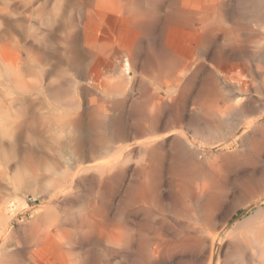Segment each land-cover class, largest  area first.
<instances>
[{
  "label": "bare ground",
  "instance_id": "6f19581e",
  "mask_svg": "<svg viewBox=\"0 0 264 264\" xmlns=\"http://www.w3.org/2000/svg\"><path fill=\"white\" fill-rule=\"evenodd\" d=\"M54 1L55 0H0V64L3 65V67L0 66L2 67V70H0L2 71L0 72V78H10V76L15 77L14 75H12L13 73L11 71L17 70L20 73L21 70L19 69H22L23 66L26 64L25 61L24 65H20V68H17L16 66H18V64H15V60L13 59V57L11 58L10 54L6 52L7 49L10 50V46L12 45L17 46L13 47V49L18 48L19 46L21 48L26 47L23 46V44L26 43L27 39L26 41L23 40L24 43L22 44L21 39L19 38L22 32L24 34L26 33L24 32V30H29V34H33L31 33V31H36L35 35L33 36H35V39L37 40H34L33 37V41H37L35 43L37 47H35L36 45L26 47V51L24 49H21L24 50L23 52H25V55L28 56H26L28 60H30L31 62L34 61L32 63H34V66L36 65V68L38 67V65L43 67L50 64L52 65V63H54L51 61L53 57H59L58 54L53 55V52H48V50H52L51 47H53V45H55L56 43V41L53 42V38H55L53 37V34H57V32L55 33L56 30L54 29L56 28V26L53 28L54 25H51L53 21L50 19V17H53L54 15H51L49 12L50 17H47V15L45 16L49 20H51L50 22L46 20L48 23L43 17V15L46 14L44 13V11H46L47 8H49ZM75 1L76 4L78 2L77 5H79L77 7L82 8L84 5H86L89 8H87V10L85 9L86 7L84 8L85 11H88L86 13V16L88 13H94V10L100 9L106 4H111V6L114 7L116 14L118 13L120 18L122 19V22H125L127 25H129L130 29L134 31L138 37L137 42H133L134 44L130 46V48H128V51L126 52L127 55H131V57L127 56L129 57L128 61L133 60L134 62V64L132 63V65L131 62H129L131 68L132 66H135V57L133 56L136 55L134 54L136 50L143 51L144 47H147L148 49H146L144 56L141 55L140 51H138L140 53V56L143 57L140 59L142 60L141 66H143V68H145L146 70L147 68H150V70H152L154 74L156 73L155 76H157L159 80L164 81V85L166 88V91L164 92L166 93V97H161L159 92L152 93V89L149 90L146 87V89L141 92L140 97H138L136 100L134 98L132 100L133 102L130 100L131 104L130 107L128 106V109L127 105L129 101L128 99L131 97L130 95L128 97L125 94L127 97H124L125 95H123L124 98H117L118 100L110 99L112 101L108 100V98H110L109 93V96L106 93L103 94V92L102 97H96L95 95L92 96L91 94L96 93L98 89H102L101 85H97L93 89L96 92L92 90L93 92L90 95L88 94V96H91L90 107L92 108V111L88 109L87 105L84 106L87 107L89 113L91 112L92 114V124L87 129H85L84 122L82 120L83 118L81 116L78 115L74 117V115L76 114L73 113V116H71L67 121L65 119L68 118L65 117L66 114L65 116L62 115L64 116V118H62L60 116L61 113H57L61 110H65V107L71 106L72 104L80 105V98L83 96L82 95L81 97H79L80 101L73 97L76 100H74L75 102H72V97H70V101L68 99L67 101L65 100L66 98L64 99L63 94V96H61L62 89L60 86L56 85L59 81L64 78L60 79L58 82L55 79L59 78L58 74L60 73L59 70L61 68L59 64H57L56 66V63L57 61H60V58L57 60L56 57L57 61L55 63V69L58 68V65L60 69H58L59 73H57L56 75L54 74L55 78L53 75L54 71L49 70L51 68H48L47 70L43 71L42 67H39L40 69H42V80H40L41 78L36 77L38 74H36L37 72L35 73V70L37 69L34 70V67H30V65L28 64L29 61L27 62L26 68L28 69L29 67V69H31L29 71L27 70V73H24L23 75L21 73L19 74L17 71L14 73L17 74V79H19V82L15 79L18 82L16 84L14 78L12 77L11 80L13 79L12 81H14L16 85H14L13 82H9L13 83L14 86L18 85L17 87L13 86L14 89L11 85V91H16V89L18 88L17 93H19V89L21 90V88L23 87H20V84H26V81H23L25 80L24 77L26 76V74L28 75V77L26 76L27 78L30 77L31 83L33 80L32 78L36 77V80L34 79L33 83L35 81L38 84L41 82L43 83V79L46 78V82H48V87L46 85L45 90L50 96V99L48 98L49 101L43 102V100H41L42 98L39 99L37 95L40 94V89L37 87V84L36 89H39V93H36L35 88L33 87L35 86V84L33 86L26 85L28 86V88L31 86L33 87L34 90H32L33 92L35 91L34 94L39 99L37 101V98L35 97L36 99L34 101V104H31V107V102L29 103V109H31H28V111L32 110L34 114H41L42 116L46 117L47 123H44L46 127V137L47 135H51L52 132L55 129L57 130L58 128L57 126V128H55L56 119L54 120L50 118L54 116L55 113L59 115V117L61 118L60 120L64 119L65 121H67V125L72 127L71 131L73 133V136L70 140L72 144H70L69 142L70 146L66 144L68 141L66 143L64 142L65 140L62 141L60 145L59 142L57 143V141L59 140L57 139L55 142L57 144L55 146L56 148L48 147L45 155V152L43 151V148L45 147L40 148L44 152H41L44 156H40L42 155L40 154V149L38 153V150L35 149L39 147L38 145H42L41 143H43V141H47L45 139L42 140V132L45 130V127L43 126V130L41 129L42 132H40V135L42 137H40V142H42L38 144V142H36V138L38 137H34L35 139L31 138L33 136L31 135V133H28V130L29 128H31L32 124L37 126V124H34V120H29L32 119L31 114V118H27L25 117L26 114L23 116L21 114L24 110L22 111V109L16 108L17 110L19 109V111H22H17V113L21 114V116H16L17 114L15 113L14 109L12 110L14 111V113L11 112L12 115L15 114L11 118V120H14L12 122L10 121V123L8 122L7 124L3 123L5 124V127L2 129L3 131H0V136L4 135L2 132H8V129L6 131L4 129H6L9 125L12 126L8 127H11L13 131H11L13 135H11L12 133H10V139H13V147L11 149L8 147L10 150L9 156H11L12 151V154H14V159L18 160V163L14 162L15 160L13 159L12 162L16 163L17 166L15 164V172H13L14 169L13 171L12 169L10 171L13 172L14 176L16 175V177L14 178L16 182L13 188L11 189V193L8 192L9 194H7L6 197L4 196L2 199V205L0 206V231L3 239L6 237V235H9L10 238L21 235L20 245L18 247L19 250L16 252L15 257L13 258L15 259V262L17 261L16 263H18V261H22L26 256L25 260L27 259L30 262H33L34 264L39 262H41L42 264H264V212H254V214L250 218L245 219V221L243 222L239 220L235 226V230L230 232V229L228 230V224L230 220H232L234 215L238 212V209L234 208L228 213L225 212V209L224 212L227 214L225 215L224 212V214H222L225 197L224 193H226L224 190H228V188L225 189L226 186L224 185L222 178L224 167L220 165L221 161L219 162L220 164L216 162V158L215 161L212 159L213 157L210 158L213 161H211L210 159H208L209 161L205 160L207 156L204 153L207 148L211 149L212 147H214V145L233 147L234 144L238 142V135L244 134L245 136L240 137L241 146L239 147L241 149H244V151H241H243L244 158L247 162L246 164L248 165L249 163L254 167L260 166V176L264 175V34L261 32H264V0ZM59 2L60 1H58V3ZM64 2H66V0ZM63 4H59V6H62ZM70 5L72 7V3ZM69 7L70 6L68 5L67 10L70 13V10L72 9L69 10ZM232 7H234V11ZM61 8H63V6L60 7V9ZM67 10H65L66 13ZM75 11L76 10H74L73 13H75ZM58 13L60 12L58 11ZM62 13L65 12L63 11ZM81 14H84L85 16V13L80 12V15ZM60 16L61 15L57 16V19ZM76 16L77 15H75L74 17L75 19ZM74 18L70 17V19ZM42 19L48 24V26L51 25L47 30L48 33L46 32L47 34L42 31L43 28L47 27V24L45 22H42ZM101 19L102 18H100V20ZM55 20L56 18L54 19V21ZM63 20H65V17ZM35 21H40L41 24L43 23L42 30H40L41 27H38L40 29L35 27V23H33ZM66 21L67 20H65L64 23ZM44 23L46 25H44ZM68 23V26H70L71 24L69 21H67V24ZM96 25L98 24L96 23ZM60 26H63V24L59 25L58 27ZM68 26L63 28L60 27L62 28L60 30L61 32H58L59 34L62 33L61 35L64 36V38L61 39L63 46H65V44L67 43L71 44L72 42H75V39L78 40V38H76L75 36L76 33H79L75 31L77 29ZM73 26L76 27V25L74 24ZM80 26L83 25L80 24ZM85 26L84 28L87 29L88 27L86 28ZM170 26L181 28L184 31V28L189 29L188 31H195L197 33L196 35H198L199 37V47H197L199 49H195L196 53L199 51L200 59L209 58L212 62V64L209 66L205 65L206 63H203L202 65L198 66L197 70L195 69L196 71L193 72L189 80H187V84L190 86L192 82L197 78L201 79L200 88L197 91V94L194 93L196 94V96H193L190 93L192 90L188 92V88L190 87H184L185 85H183V88H180V83L183 81L186 75L189 74L193 69V65L187 63L193 56H190V59L186 62L181 58L182 56H179V54H174L171 51L172 48L171 50L168 48L169 43H167L166 45L164 42V37L167 35L164 36V34ZM122 29L120 28V31ZM171 30L172 28L170 29V31ZM39 35L43 37L39 38ZM192 36H190L189 38H191ZM168 38L169 37H167L166 39ZM173 38L174 37H172L171 39L173 40ZM82 39L84 40V37ZM132 39H134V37ZM178 39H181V36ZM31 40H28L29 43L32 42ZM125 40L127 39L125 38ZM183 40H185L186 42V39H184V37ZM104 41H100L99 43L97 37L94 41V47L98 48L93 47V49L94 51L96 49H99V51L96 53L101 54V57H106L108 50H110L108 48L110 47L109 45L116 46V43L112 44V40H107L108 43L107 41H105L106 43H103ZM89 42H87L86 44H88ZM110 42L111 44H109ZM189 42H191V44L194 43L192 41ZM90 43H92V41ZM182 43H184V41L181 42V45ZM196 43H194V45ZM57 44L61 45L60 41L58 42V39ZM69 44L67 48L69 47ZM86 44L84 45L85 48L87 47ZM119 44L121 43H118L117 45ZM171 44L170 46L173 45ZM58 47L60 48L61 46ZM78 47L80 46H77V49ZM113 48L114 47H111V49ZM190 48L191 47H189L188 50ZM13 49L10 51L14 52V56V54H16L18 50L14 51ZM62 49L64 51L66 47ZM68 49L70 51V48ZM68 49H66L67 52ZM87 49L88 51H91L89 50L91 48ZM87 49L81 51L83 52ZM66 50L64 52H66ZM184 50H186L185 47ZM72 51L73 53L76 52H74V50ZM72 51H70V54ZM5 52L7 53V55L9 54L8 57L10 56V61H6V59L8 58L5 57ZM64 52H62L61 54L62 57L67 56V54L63 56ZM178 52L181 51L179 50ZM77 53L76 55L78 56L79 53ZM82 54L83 53H81L80 55ZM122 54L120 56H122ZM124 55L125 53L123 54V56ZM20 56L21 55H19L18 58ZM82 56L86 55L84 54ZM82 56H78L80 57L78 60H81ZM67 57H69V59H67ZM67 57L65 58V60L67 61V65L64 66H69L70 70L72 67L79 68L81 64L79 65V63L75 62L78 61L77 58H75L74 61L73 59H70V55ZM93 57H96V55ZM187 57H185V60ZM18 58L16 57L17 62ZM85 58L87 57H84V59ZM122 59L123 58H121V60ZM194 59H196V57ZM62 61L58 63L61 64ZM6 62H10L11 65L9 64L8 66V63ZM129 63L122 62L123 66L126 64L125 67H127V64ZM116 64L119 63L116 62ZM87 65L91 66V63L88 64L87 62ZM108 65L109 64H107V66ZM13 66H15L17 69H15ZM89 66L86 67L88 70H86L85 68L86 71H89ZM98 66L99 64L97 65V67ZM9 67H13L14 69L10 70ZM7 68L9 69L8 72H10V76L7 75ZM129 68L130 66H128L124 70L122 68L123 76L120 75L121 78H125L124 75L129 74ZM135 68L137 67L135 66ZM63 69L65 68H62L61 70L63 71ZM83 69L84 65L82 71L86 73V71ZM100 69L103 70L104 68ZM114 69L115 71H117V68ZM31 70H34L33 72L34 74H36V76H34ZM74 70L77 71V68ZM105 70L106 69H104V71ZM71 71L70 74H72ZM152 71H150V73ZM66 72L68 75L69 72ZM106 72H108V69ZM38 73L40 74V71H38ZM113 73L111 76H116L115 74H117V72L115 74ZM141 73L142 72H140V74ZM30 75L33 77L31 78ZM64 75L65 73L62 77H64ZM138 75L139 74H137V76ZM78 76L76 75V77ZM73 77H70L72 78L71 82L74 81ZM132 77L134 76H131V78ZM66 78H69V75ZM80 78H83V76H80ZM157 78L155 77L156 80ZM30 79L26 80L30 81ZM37 79H39V82ZM87 79L85 80L87 81ZM122 79L121 82L123 83ZM68 80L65 82L67 83ZM113 80L114 79H112L113 84L115 82H117L116 84L120 83L119 79H117V81L115 82H113ZM143 80L145 79L143 78ZM152 80H150V83ZM3 81L4 83L6 82L5 80ZM55 81L57 84H55ZM62 81L60 82L61 84L63 83ZM76 82L78 83V81ZM124 82H126V80ZM156 82H158V80ZM10 83L6 84L10 85ZM107 83L109 86L110 83ZM1 84L2 83H0V85ZM27 84H29V82ZM74 84L76 85L75 82ZM145 84L143 86H147ZM111 85L110 88L107 87L109 88V90L113 88L111 87ZM122 85L120 84V86L117 87L115 85L113 89L116 90V88L119 87L118 89L122 90L121 86L124 88L125 84ZM64 86H62V88H64ZM68 86H70V84ZM73 87L75 86L72 85V87L68 88L66 86L67 89ZM8 88H6V90ZM81 89L80 91L82 93ZM87 89L88 88H86V90ZM24 90H21L20 93L25 92ZM32 90L30 92H32ZM109 90L107 91L109 92ZM115 90L113 93L114 95L116 94ZM155 90L156 89H154L153 91ZM126 91L127 90L125 89V92ZM87 93H90V91H87ZM6 94L4 93V95ZM29 94L31 95V93ZM138 94L137 96H139ZM0 95H3L1 93V90ZM4 95L3 98L5 97L6 99H9L7 100V102L3 103V99L1 100L0 98V109H2V111H0V113L2 112L0 116L4 115V118L0 117V119L2 118L1 120L6 119L5 114H3V108L7 106V109H9V114L11 107L13 109V106L16 103L17 104L15 106H17V101L20 100L18 97H16V99H12L13 94L11 95V99L9 95L8 98L7 95ZM85 95L87 96V94ZM105 95H107V98ZM39 96L42 97V95ZM68 96H70V94L66 97ZM116 96L119 97V95ZM121 96L122 95H120V97ZM33 97H31V101L34 99ZM22 98L24 99V95L22 96ZM23 101L25 100L19 102ZM26 103H28V100L27 102H25V104ZM25 104L23 105V107L21 106L22 104L19 103V106L27 110L26 108H28V105L27 107H25ZM78 105H75L77 109L81 107L80 106L78 108ZM68 110L69 109H67V111ZM70 110L72 109L70 108ZM4 113H6L5 109ZM26 113L28 114L29 112ZM6 116L9 117V119L11 117V115ZM14 116H16V118H13ZM39 117L37 120H42V118L40 117V119ZM34 118L36 120L37 117L34 116ZM207 118L210 119L207 120ZM7 119L4 120V122L9 121ZM60 122L58 123L57 121L58 124H60ZM63 123L65 124V122ZM6 125L8 126L6 127ZM215 125L217 126V128H215ZM36 126L35 129L38 127ZM60 127L63 126L59 125V129L62 130L60 132H63L65 127L63 129H61ZM36 130L38 131L39 129L37 128ZM47 132H49V134H47ZM55 133L53 132V134ZM61 135L64 134L62 133ZM169 136H171V138H167ZM58 137L60 138L61 136L58 135ZM50 139H52V137ZM196 139H203L205 140V142L206 140L208 142H211L212 140L215 141L214 143H210L208 145V142L196 143ZM35 142L38 146H35L36 148L34 147ZM63 143L69 146L68 148L66 147L67 151L63 150L65 148V144L63 146ZM51 145L52 144L50 143V146ZM4 146H6V144L4 145L3 141H1L0 152L3 154L5 153ZM9 146L11 147V145ZM8 148L6 152H9ZM239 152H237V154ZM5 155H7L8 157V153H5L4 156ZM39 159H42L45 162L44 167L42 166L43 161L41 160V162H38L41 163L39 165L43 168L40 167L35 169L36 166H34V164H36V160ZM6 160L7 159H5V162H8V160ZM234 160H236V158ZM0 161L2 162L4 160ZM11 165L12 166L9 167L14 168V165L12 163ZM6 166L7 164L5 165V169H7ZM26 166H28L29 168L31 167L33 169L28 168L30 171L25 170L28 172L22 171L24 168L26 169ZM22 167L24 168L21 170ZM257 169L260 170L259 168ZM4 170H0L1 172H3L1 173L3 176ZM231 170L232 169H230V171ZM13 174H11V178L13 177ZM5 175L8 176L9 174L5 173ZM242 177L244 176L242 175ZM247 177H249L248 173ZM8 178H10V176H8ZM261 178L264 179L263 176ZM242 179L243 178H241V180ZM245 181L243 180L241 182L243 183ZM38 182H41V186L43 184L44 190L37 192L38 189H36L33 193H31V190H33V184L37 186L36 183ZM229 182H234V179L233 181ZM259 183L261 184L262 182ZM228 184L227 187L232 186V184H230L229 186ZM256 184L260 185L258 184V182H256ZM248 185H251V183ZM263 185L264 182L261 186ZM238 186L240 189V185ZM261 186H259V188H261ZM248 187L245 190L254 188L251 186V188ZM259 188L257 187L258 191L260 190ZM245 190L242 191V194L243 192H246ZM262 190L263 187L261 188V191ZM20 191H22V193L30 191V197L34 200H41L42 206L40 207V213L33 216L28 221L25 219L27 222H22L18 227L15 228L14 223L19 218V216L12 210V207H10L8 204L11 203L14 198L19 196L18 194ZM236 193L237 195L240 194V192ZM250 193L252 194V192ZM255 193L257 194L258 192H256L255 190ZM259 194L260 193H258V195ZM247 195L248 194H246V196ZM246 199L247 198H245V202L247 201ZM250 199H252V197H250ZM228 200L229 199H227V201ZM27 202H24L23 205H21L22 208H26V206L28 205ZM230 203L232 204L233 202ZM258 204H260L259 201L256 203V205ZM21 206L19 202L18 207L21 208ZM8 207L10 208L9 213H7L9 209ZM16 211L20 212V210ZM231 229L233 230L234 226ZM227 231H229L230 233ZM250 246L252 247L251 251L253 252H250ZM8 258L11 261L13 260L9 256Z\"/></svg>",
  "mask_w": 264,
  "mask_h": 264
},
{
  "label": "rangeland",
  "instance_id": "374dc122",
  "mask_svg": "<svg viewBox=\"0 0 264 264\" xmlns=\"http://www.w3.org/2000/svg\"><path fill=\"white\" fill-rule=\"evenodd\" d=\"M58 1H60L59 3H58ZM65 0H57V3H56V0L53 2V4L51 5V6H54V7H49V8H47V12L46 11H44V13H46L45 15H43V17H44V19H45V21L47 20V21H53L52 22V26H53V28L56 26V28H54L56 31H55V33L57 32V34H53V37H55L56 38V35H57V38H56V40H55V38H53L54 40H53V42L54 41H56V43H55V45H53V47H55V48H53V47H51L52 48V50H48V52L50 51V53H52L53 55L54 54H58V56L59 57H57V56H55V58L53 57V59L51 60L52 62H54V63H52V65L50 64V65H47V66H39L38 65V67L36 68L33 64L34 63H32V62H34V61H30V60H28V56L27 55H25V52H23L25 49H26V47H30V46H35L36 44V42H34L33 41V37H34V40H37V39H35V36H33V35H35V32L34 31H31V33H33V34H29V30L28 31H26V30H24V32H26L25 34L22 32V34L20 35V39H21V42H22V44L24 43V41H26V39H27V41H26V43H24L23 44V46H26L25 48H21L20 46L18 47V48H20V49H18V48H14L13 49V47H17V46H10L11 48H10V50H14V51H17L16 52V54H14V56H13V53L14 52H11L9 49H7V51L6 52H8L9 54H10V56H11V58L13 57V59L15 60H13L14 62H15V64H18V66H16L17 68H20V65H24L25 63V61H26V64L24 65L25 66V68H26V66H27V62L29 61V62H31V63H29L28 62V64L30 65V67H34V70L35 69H37L38 70V68L40 67H42V69H43V71L44 70H47L48 68H51V69H49V70H53L54 72H53V75L55 74H57V73H59V71H60V73L58 74V76H59V78H55V75H54V78L56 79V81L58 82L60 79H62V78H64V79H62V80H64V81H62L63 83L61 84L60 82L61 81H59L58 82V84L56 83V81H55V84H57L56 86H60L61 87V89H62V93H61V96H63L64 97V99L65 100H69L70 101V97H72V102H75L76 100L75 99H78V101H80V99H81V101H80V103L82 104H80V105H78V104H72L71 106H68V107H65L64 109L65 110H61L60 112H57L58 114L59 113H61L60 114V116L62 117V118H64V116H65V114H66V116L65 117H68V118H65L67 121H68V119L71 117V116H73V113H75L76 115H74V117L75 116H81L83 119V122H84V128L85 129H87L91 124H92V114H91V112L89 113V110L90 111H92V108L90 107V99H91V96H88V94L90 95L93 91L94 92H96L95 90H93L94 89V87H96L97 85H101L102 86V89H98V90H100V91H98L97 89V94L96 93H93V94H91L92 96H96V97H102V95L103 94H107L108 95V93H109V97L110 98H108V100L109 101H112V100H118V99H121V98H124V97H129V95L131 96L128 100V105H127V107L129 106L130 107V104H131V101L135 98V100L138 98V97H140V94H141V92H143L145 89H146V87H147V89H149V90H151L152 89V93H157V92H159L160 93V96L161 97H166V93L164 92V91H166V88H165V85H164V81H162V80H159L158 78H157V76H155L156 75V73L154 74L153 73V71L152 70H150V68H147V70L145 69V68H143V66H141L142 65V60H140L141 58H143L142 56H140V53H141V55H143L144 56V54H145V52H146V49H148L147 47H144V50L143 51H141V50H138V51H140V53L136 50V52L134 53V54H136V55H134L133 57H135L134 58V60H135V66L137 67V68H135V66H132V68H131V65H132V63L134 64V62H133V60L132 59H129V60H132V61H128V58L129 57H131V55L129 56V55H127L126 54V52L128 51L127 49L128 48H130V46H132L134 43H136L137 42V40H138V37H137V35H136V33L134 32V31H132L131 29H130V27H129V25H127L125 22L123 23L122 22V19L120 18V16L118 15V13L116 14V12H115V9H114V7L113 6H111V4H106V5H104L103 7H101L100 9H96V10H94L95 12L94 13H96V14H94V13H91L90 12V14L88 13L87 14V16H86V13L88 12V11H85L84 10V8L87 10V6L86 5H82L83 7L82 8H79V7H77V6H79V5H77L78 4V2H77V4H76V1L75 0H66V2H64ZM74 1H75V3H74ZM70 2V3H69ZM64 3V4H63ZM72 3V7H71V4ZM232 3V2H231ZM59 4H63L62 6H63V8H61L60 9V7H62L61 5L59 6ZM68 5L70 6L69 7V10L70 9H72V10H70V13H69V11L67 10L68 9ZM58 6V7H57ZM56 7V8H55ZM67 7V8H66ZM76 7V8H75ZM81 7V6H80ZM54 8V9H53ZM233 8V11H234V7H232ZM67 10V13H66V11L65 10ZM76 10L75 11V13H73L74 12V10ZM89 9V8H88ZM92 9H94V8H92ZM66 13H62L63 11ZM78 10V11H77ZM103 10V11H102ZM58 11L60 12V13H58ZM83 11V12H82ZM105 11H106V13H105ZM49 12H50V14L52 15H54L53 17L51 16H49L50 14H49ZM71 12H72V14H71ZM80 12L81 13H85V16H84V14H81L80 15ZM108 12V13H107ZM43 13V14H44ZM105 14V16H104V14ZM57 14H59V15H61L60 17H58V19H57V16H59V15H57ZM63 14H65V15H63ZM91 14H93V15H95V16H93V15H91ZM107 14V15H106ZM47 15V17L49 16L50 17V19L51 20H49L47 17H45ZM75 15H77L76 16V19L74 18L75 17ZM93 17V19H92V17ZM101 15V16H100ZM67 16V17H66ZM69 16V17H68ZM79 16H81V17H79ZM83 16V17H82ZM42 17V18H43ZM63 17V18H62ZM64 17H65V20H67V21H69L70 22V26H68L69 25V23L67 24V21L64 23V21L65 20H63L64 19ZM70 17H72V18H74V19H70ZM79 17V18H78ZM86 17V18H85ZM89 17V18H88ZM105 17V18H104ZM47 18V19H46ZM53 18V19H52ZM56 18V20L54 21V19ZM60 18V19H59ZM69 18V19H68ZM84 18V19H83ZM88 18V19H87ZM100 18H102L103 19V21H102V19L100 20ZM62 19V20H61ZM90 19V20H89ZM58 20V21H57ZM71 20V21H70ZM75 22H73V21ZM76 20V21H75ZM81 20H82V23H81ZM85 22H84V21ZM98 22H97V21ZM101 22H100V21ZM45 21H43V19H42V22H45ZM46 21V22H47ZM59 23H57V22ZM62 21H63V23H62ZM93 21H94V25H93ZM45 22V23H46ZM56 22V23H55ZM72 22V23H71ZM79 22V23H78ZM117 22V23H116ZM33 23H35V27H41V29L40 28H38V29H40V30H42V24H41V22L40 21H35V22H33ZM44 23V25H46ZM79 25H77V24ZM96 23L98 24V25H96ZM120 23V24H119ZM38 24V25H37ZM55 24H58V25H55ZM63 24V26H60V27H74V29H77V30H75L76 32H79V33H76L75 34V36H76V38H78V40L77 39H75L76 41L75 42H72L71 44H73V45H71V44H69V43H67V44H65V46H63V44H62V41H61V39H63L64 38V36H62L61 34H59L61 31V29L62 28H60V27H58L59 25H62ZM67 26H66V25ZM73 24L74 25H76V27L75 26H73ZM80 24L81 25H83V26H80ZM87 25V26H85V25ZM37 25V26H36ZM51 25H49V26H51ZM117 25V26H116ZM120 25H121V27H120ZM47 27H45V26H43V27H45V28H43V30L42 31H44L45 32V34H47L48 32H47V30H48V28H49V26H48V24L46 25ZM84 26L87 28V29H85L84 28ZM90 26V27H89ZM98 26V27H97ZM79 27V28H78ZM81 27V28H80ZM83 27V28H82ZM93 27V28H92ZM98 29H97V28ZM100 27V28H99ZM122 29L121 31H120V28ZM128 27V28H127ZM59 28V29H58ZM91 30H90V29ZM95 28V29H94ZM107 28V29H106ZM168 28V27H167ZM172 28V30L170 31V29ZM74 29H73V31H74ZM78 29H79V31H78ZM89 29V30H88ZM94 29V30H93ZM97 29V30H96ZM100 29V30H99ZM169 29V30H168ZM167 30H168V32H167V30L165 31V34H164V36L165 35H167V36H165L164 38V42H165V44L167 45V43H169L168 45V48L171 50V48H172V52L174 53V54H179V56H182L181 58L184 60V61H188L189 59H190V56L192 57L187 63L188 64H191V65H193V69H192V71L189 73V74H187L186 75V77L183 79V81L180 83V88L182 87L183 88V85H185L184 87H190V88H188V92H190L191 90V94L193 95V96H196V94H197V91L199 90V88H200V84H201V79L200 78H197L196 80H194L193 82H192V84H193V86H192V84L189 86L188 84H187V80H189V78H190V76L193 74V72H195L196 70H197V67L198 66H200V65H202L203 63L205 64V65H207V66H209V65H211L212 64V62H211V60L208 58H206V59H200V57H199V51L196 53V51H195V49L197 50V49H199V48H197V47H199V37H198V35H196L197 33L195 32V31H188L189 29H186V28H184L185 29V31L183 30V29H181V28H176V27H174V26H170L169 28H168ZM180 29H181V32H180ZM39 30V31H40ZM93 30V31H92ZM124 30H125V33H124ZM176 32H175V31ZM97 31V32H96ZM99 31V32H98ZM131 31V32H130ZM173 31V32H172ZM47 32V33H46ZM59 32V33H58ZM87 32V33H86ZM89 32V33H88ZM116 32H117V34H116ZM119 32V33H118ZM123 32V33H122ZM263 34H264V32L263 31H261ZM75 33V32H74ZM84 33V34H83ZM127 33V34H126ZM133 33V34H132ZM135 33V34H134ZM185 33V34H184ZM189 33V34H188ZM27 34V35H26ZM59 34V35H58ZM79 34V35H78ZM83 34V35H82ZM88 34V35H87ZM89 34H91V35H89ZM94 34V35H93ZM98 34V35H97ZM120 34V35H119ZM121 34H122V36H121ZM124 34V35H123ZM132 34V35H131ZM24 37H23V36ZM30 35V36H29ZM38 35V34H37ZM55 35V36H54ZM79 37H78V36ZM87 35V36H86ZM171 35V36H170ZM174 35V36H173ZM177 35H178V38L181 36V39H178L177 38ZM187 35H188V37H187ZM193 35V36H192ZM30 38H29V37ZM32 36V37H31ZM60 36V37H59ZM82 36V37H81ZM190 36H192L191 38H189ZM26 37V38H25ZM28 37V38H27ZM39 38H41V37H43V36H38ZM84 37V40L82 39ZM94 37V38H93ZM96 37H97V40L99 41V43H100V41L102 42V41H111L112 42V44L113 43H116L115 45L116 46H114V45H109L110 47H108L110 50H108V53H107V55H106V57L105 56H102L101 57V54H98V53H96V52H98L99 51V49H96L95 51H94V49H93V47L95 46L94 45V41H95V39H96ZM117 37H118V40H117ZM127 39V40H125V38ZM131 39H130V38ZM134 37V39H132ZM167 37H169L168 39H166ZM172 37H174L173 38V40L171 39ZM183 37H184V39H186V42H185V40H183ZM186 37V38H185ZM193 37H197L196 39L195 38H193ZM31 38H32V40H31ZM80 38V39H79ZM89 38H90V42L92 41V43H93V45H92V43H90L89 42ZM94 39V40H92V39ZM122 38V39H121ZM31 40L33 43H34V45H33V43L32 42H30L29 43V41L28 40ZM57 39H58V42L60 41V44L61 45H59V44H57ZM60 39V40H59ZM73 39H74V37H73ZM81 39H82V41H81ZM191 39V40H190ZM24 40V41H23ZM121 40H123V41H121ZM178 40H179V42H178ZM192 41V42H194L195 40H197V41H195L194 43H196L195 45H194V43H192L191 44V42H189V41ZM194 40V41H193ZM89 42L88 44H89V46H88V44H86L87 42ZM103 42V43H106V42ZM108 41H107V43H108ZM114 41V42H113ZM118 41V42H117ZM128 41V42H127ZM171 41V42H170ZM184 41V43H182V45H181V42H183ZM70 42V41H69ZM78 42H82V43H78ZM111 42L109 43V44H111ZM134 42V43H133ZM177 42H178V44H177ZM76 43H78V44H76ZM118 43H121V44H119V45H121V46H119V45H117ZM173 45H172V44ZM190 43V44H189ZM31 44V45H30ZM56 44H57V46H56ZM68 44H69V47L68 48H70V51H72V50H74V52L75 53H73V51L71 52V54H70V51H69V49L67 48V46H68ZM76 44V45H75ZM86 44V48H85V45ZM170 44L172 45V46H170ZM187 44H189V45H187ZM70 45H71V47H70ZM76 47H75V46ZM83 45V46H82ZM124 45V46H123ZM58 46H61L62 48H65L66 47V49H68V52H69V54H68V52H67V50L66 49H64V51L66 50V52H64L63 51V49L60 47H58ZM74 46V47H73ZM77 46H80V47H78V49H77ZM119 46V47H118ZM193 46V47H192ZM35 47H37V45L35 46ZM57 47V48H56ZM74 49H73V48ZM85 49H87V48H91V49H89V50H91V51H88V49L86 50V51H81V50H85ZM111 47H114L113 49H111ZM119 49H118V48ZM175 47V48H174ZM179 49H178V48ZM181 47H183V48H181ZM184 47H185V49L186 50H184ZM189 47H191L189 50H188V48ZM51 48H49V49H51ZM60 50H59V49ZM81 48H83V49H81ZM94 48H98V47H94ZM124 48V49H123ZM21 49H24V50H21ZM55 49H57V50H55ZM62 49V50H61ZM72 49V50H71ZM76 49V50H75ZM121 49V50H120ZM174 49V50H173ZM19 50H20V52H19ZM79 50V51H78ZM93 50V51H92ZM113 50V51H112ZM181 51V52H178V51ZM26 51V50H25ZM64 52L63 53V56L64 55H66L67 54V56H69L70 55V59H73L74 61H75V58H77V60L80 58V57H78V56H82V55H86V56H82L81 58L83 59H81V60H78V61H80V62H78V61H75L76 63H79V68L78 67H72L71 68V70H70V67L69 66H64V65H67V61L65 60V58L67 57V56H64V57H62V52ZM81 51V52H80ZM125 51V52H124ZM189 51V52H188ZM5 52V57H7L8 59H6V61H10L9 60V58H10V56L8 57V55H7V53ZM55 52V53H54ZM79 54H78V53ZM93 52V53H92ZM96 54H95V53ZM139 54H138V53ZM194 52V53H193ZM12 53V54H11ZM76 53L78 54V56L76 55ZM81 53H83L82 55H80ZM125 53V55L123 56V54ZM184 53V54H183ZM189 53H191V54H189ZM73 54V55H72ZM122 54V56H120ZM137 54H138V58H137ZM188 54V55H187ZM19 55H21L19 58H18V56ZM96 55V57H93V56H95ZM185 55H187V56H185ZM18 58V62H17V59H16V57ZM27 56V57H26ZM72 56V57H71ZM73 56H77V57H73ZM92 56V57H91ZM115 57V59H114V57ZM127 56H129V57H127ZM183 56H185V57H187L186 58V60H185V57H183ZM56 57H57V60L59 59L60 61H62V63L60 64V63H58V62H60V61H57L56 60ZM84 57H87V58H85L84 59ZM113 57V58H112ZM117 57V58H116ZM127 57V58H126ZM196 57V59H194ZM90 58H91V60H90ZM106 58V59H105ZM121 58H126L127 59V61H126V59H122L121 60ZM62 59V60H61ZM67 59H69V57H67ZM87 59H89V60H87ZM93 59H94V61H93ZM137 59V60H136ZM199 59V60H198ZM21 62H20V61ZM24 60V61H23ZM99 61V63H98V61ZM194 60V61H193ZM196 60V61H195ZM56 61H57V63H56ZM66 61V62H65ZM85 61H87L88 62V64H90L91 63V66H89V65H87V62H85ZM91 61H93V62H91ZM202 61V62H201ZM12 62V61H11ZM17 62V63H16ZM23 62V63H22ZM66 64H65V63ZM82 62V63H81ZM107 62V63H106ZM116 62H118L119 64H116ZM122 62H127V63H129V62H131V65H130V63L129 64H127V67L128 66H130V68H129V74H126V75H124L125 76V78L124 77H122L121 78V76H123V73H122V71L124 70V69H126L127 67H125L126 66V64L123 66V64H122ZM137 62H139V63H137ZM192 62V63H191ZM196 62H197V65H196ZM6 63H8V62H6ZM55 63H56V66H57V64H59L60 65V68L62 69V68H65V69H63V71L59 68V65H58V68L57 69H55ZM99 64V66L97 67V65ZM210 63V64H209ZM9 64L11 65V63L9 62L7 65L9 66ZM12 64H13V62H12ZM35 64H36V62H35ZM63 64V65H62ZM84 65V69L83 70H85V68L86 67H88L89 66V71L91 72H89V71H86V70H88L87 68H86V73L85 72H83L82 71V68H83V65ZM86 64V65H85ZM107 64H109L108 66H107ZM140 64V65H139ZM14 65V64H13ZM28 65V66H29ZM194 65H195V67H194ZM0 66H2L3 67V65L2 64H0ZM24 66H23V68L22 69H19V70H21V74L23 75L24 73H27L26 71L28 70H30L29 69V67H28V69L26 68V70H25V68H24ZM61 66H64V67H61ZM107 66V67H106ZM2 67H0V70H2ZM11 67V66H10ZM9 67V69L10 70H13L14 68L15 69H17L15 66H13L12 68H10ZM47 67V68H46ZM53 67V68H52ZM66 67H69V68H66ZM120 67H121V69H120ZM134 67V68H133ZM39 68V70L38 71H40V74L38 73V71L37 70H35V73L36 74H38L37 76H36V74H34V70H31L32 71V73L34 74V76H36V77H38V78H41L40 80H42V69H40ZM77 68V71L76 70H74V69H76ZM81 68V69H80ZM100 68H104V69H106L105 71H104V69L103 70H101ZM109 68H111V69H109ZM114 68H117L116 70L117 71H115V69ZM122 68H123V70H122ZM8 69V68H7ZM9 69L7 70V75H9L10 76V72H8L9 71ZM23 69H24V71H23ZM58 69H60L59 71H58ZM78 69H79V71H78ZM107 69H108V72H106L107 71ZM120 69V70H119ZM137 69V70H136ZM142 69V70H141ZM196 69V70H195ZM48 70V71H49ZM57 70V71H56ZM112 70V71H111ZM17 71V70H16ZM15 70H13V71H11L13 74L12 75H14L15 77H13V76H10V78H8V77H1L0 78V83H2V84H4V85H0V90H1V93L4 95V93L7 95V98L10 96V99L12 98V99H16V97H18L20 100H18L17 102H18V105L17 106H19V103L20 104H22L21 106H23L24 104H25V102H27V100H28V103H26L25 105V107H27V105H28V108H26L27 110H25L24 108H21L20 106L19 107H17V106H13V109H12V107H11V109H10V113L8 114V110L9 109H7V106L5 107V108H3V114H5V117H6V119L7 120H9V121H5L4 122V120H6V119H3V120H1L0 119V123L2 124H0V126L2 127H0V131H3L2 129L5 127V124H7L8 122L10 123V121L12 122L14 119H12L11 120V118H12V116L13 115H15V114H13L12 115V113L11 112H13L14 113V111H15V113L17 114L16 116H21V114H22V116L23 115H25L26 114V116L25 117H27V118H31V115H32V119H29V120H34V124H37V126L36 125H33L32 124V126H31V128H29V134L31 133V135L33 136V137H31V135H30V137L31 138H34V137H38V138H36V142H38V144H40L41 142H40V137H42V140H47V141H43V143L44 144H46V145H44L43 143H41L42 145H38L37 146V143L35 142V145H34V147L36 146V147H38L37 149H35V150H38L37 151V153L39 152V149L40 148H43V147H45V148H43V151L45 152H43L42 151V149H40V154H42V153H44V155L46 154V152H47V148L48 147H54V148H56L55 146L57 145L55 142H56V140L57 139H59L58 141H57V143L59 142L60 143V145H61V143H62V141H64L67 145H69L70 146V144H72L71 142H70V140H71V137L73 136V133H72V127H70L69 125H67V121H65L64 119V121L63 120H60L61 118L59 117V115L57 114V113H55V115L54 116H52V117H50L51 119H56L55 121H56V124H55V128H57V130L55 129L53 132L55 133V131H56V133L55 134H53V132H52V134H53V136H52V134L51 135H47V137H46V135H45V133H46V127H45V125H44V123H47V119H46V117H44V116H42L41 114H34L33 113V111L31 110V111H28V109H29V103H30V107L32 106L31 104H34V101H35V99L38 101L39 99H41V100H43V102H46V101H49V99H50V96H49V94H48V92L45 90L46 89V85H47V87H48V82H46L47 80H46V78L45 79H43V83L41 82V83H37V82H35L34 81V83H33V80L35 79L36 80V77L35 78H32L33 76H31V78L33 79L32 80V83H31V79H30V77L29 78H27L28 77V75L26 74V76L24 77L25 78V80H23L24 82L26 81V84L24 85L23 83H22V85L20 84V87L21 86H23L22 88H24V86H25V90L24 89H22L21 88V90L23 91H25L26 92V90H27V92H28V94H27V92L25 93V92H22V93H20L21 92V90L19 89V93H17V91H18V88L16 89V91L14 90H12L11 91V89L13 88L14 89V87H17V86H14V85H16L18 82H19V79H17V74H14L15 72H16ZM62 71V72H61ZM66 71H68L69 72V78H66V77H68V75H67V72ZM70 71L72 72V74H73V76H72V74H70ZM74 71V72H73ZM77 73H76V72ZM80 71H81V74H80ZM115 71V72H114ZM146 71V72H145ZM150 71H152L151 73H150ZM0 72H2V71H0ZM18 73H19V71H17ZM111 72V73H110ZM114 72V73H113ZM117 72V74H118V76H117V74H115ZM135 74H134V73ZM139 72V73H138ZM140 72H142L141 74H140ZM143 72H145L147 75H148V77H147V75L145 74V73H143ZM19 73V74H20ZM61 73H65V75H64V77H62L63 76V74H61ZM74 73H76V74H74ZM84 73V74H83ZM88 73H89V76H88ZM112 73L113 74H115L116 76H111L112 75ZM32 74V75H33ZM87 74V75H86ZM133 74V75H132ZM137 74H139L138 76H137ZM6 75V76H7ZM67 75V76H66ZM76 75L78 76V77H76ZM85 75V76H84ZM90 75H91V77H90ZM110 75V76H109ZM121 75V76H120ZM129 77H128V76ZM146 75V76H145ZM57 76V77H58ZM80 76L82 77L83 76V78H80ZM119 76H120V78L122 79V81H123V83L121 82V79L119 78ZM131 76H134V77H132L131 78ZM143 76H145V77H143ZM149 76H150V78H149ZM11 77L12 78H14V81L16 82V84H15V82L14 81H12L11 80ZM70 77H73V82H71V79L72 78H70ZM86 77V78H85ZM89 77H90V79H89ZM110 77V78H109ZM136 77V78H135ZM155 77L157 78V80H158V82H156L157 80L155 79ZM6 78H7V80H6ZM76 78V79H75ZM87 79V81L85 80V79ZM107 78H108V81H107ZM130 78V79H129ZM140 78H142V79H140ZM143 78L146 80L147 78V80L145 81V80H143ZM152 78H153V80H152ZM188 78V79H187ZM18 81H16V80ZM26 79H30V81H28V80H26ZM58 79V80H57ZM68 79H70V80H68V85L70 84V86H68L67 85V83L65 82V81H67ZM79 79V80H78ZM110 79H111V82H110ZM112 79H114L113 80V82H115V81H117V79H119L118 81L120 82V83H118V84H116L117 82H115L114 84L116 85V87L117 86H120V84L122 85V84H125V86H124V88L127 90L126 92H125V89L121 86V88H122V90L120 91L118 88H116V90L115 89H113L114 87H115V85L112 83ZM126 80V82H124L125 80ZM135 79V80H134ZM1 80H2V82H1ZM3 80H5L6 82L4 83V81ZM38 80V82H39V79H37ZM45 80V81H44ZM86 81V82H84V81ZM150 80H152L151 81V83H150ZM184 80H185V82H184ZM200 80V81H199ZM13 82L14 83V85H13V83H10V82ZM76 81H78V83L76 82ZM83 81V82H82ZM109 82L110 84H109V86H108V83L107 82ZM136 83H135V82ZM140 81V82H139ZM146 82V84H145V82ZM155 81V82H154ZM29 82V84H27ZM70 82V83H69ZM74 82L76 83V85L74 84ZM80 82V83H79ZM127 82H129V83H127ZM6 83H10V85H8V84H6ZM64 83H66V84H64ZM73 83V84H72ZM89 83V84H88ZM106 83V84H105ZM130 83H132V84H130ZM137 83H139V84H137ZM142 83V84H141ZM149 83V84H148ZM153 83V84H152ZM156 83H157V85H156ZM195 83V84H194ZM197 83V84H196ZM199 83V84H198ZM35 84V86H33ZM36 84L38 85L37 87L40 89H36L37 87H36ZM65 86H64V85ZM73 86H75V87H73V88H70V89H67L68 87H72V85ZM86 86H84V85ZM92 84H93V86H92ZM111 84H113V85H111ZM126 84H127V86H126ZM147 85V86H143V85ZM151 84V85H150ZM6 85H8V86H6ZM11 85H12V88H11ZM26 85H32L34 88H35V91H36V93H39L40 92V94L39 95H42V97H40L39 95H37L38 97H39V99H38V97L37 96H35V91L33 92V87L31 86V87H29L28 88V86H26ZM43 85V86H42ZM45 85V86H44ZM81 85H83V86H81ZM89 85V86H88ZM110 85H111V87H113V88H111L110 90H109V88H110ZM130 85V86H129ZM182 85V86H181ZM196 85V86H195ZM198 85V86H197ZM2 86H4L5 87V90H6V88H8L7 90H6V92H5V90H4V87H2ZM14 86V87H13ZM40 86H41V88H40ZM62 86H64V88H62ZM66 86H67V88H66ZM77 86V87H76ZM106 86V87H105ZM162 86V87H161ZM27 87V88H26ZM45 87V88H44ZM83 87V88H82ZM107 87H109V88H107ZM1 88H3V89H1ZM31 88V89H30ZM66 88V89H65ZM75 88V89H74ZM82 88V89H81ZM86 88H88L87 90H86ZM128 88V89H127ZM130 88V89H129ZM156 89L155 91H153L154 89ZM157 88H160V89H157ZM181 88V89H182ZM196 88V89H195ZM198 88V89H197ZM29 89H30V91L32 90V92H30L29 91ZM80 89L82 90V93H81V91H80ZM91 89V90H90ZM109 90V92L107 91V90ZM113 89V90H112ZM162 89V90H161ZM4 91V93H3V91ZM38 90H39V92H38ZM70 90H72V91H70ZM76 90H78L79 91V93H78V91H76ZM93 90V91H92ZM113 92H112V91ZM114 90L116 91L115 93V95L113 94L114 93ZM135 90V91H134ZM158 90H160V91H158ZM10 91V92H9ZM47 93H45V92ZM87 91L89 92L90 91V93H87ZM129 91H131V92H129ZM12 92H15V93H12ZM71 92V93H70ZM76 92H77V95H76ZM101 92V93H100ZM102 92H103V94H102ZM110 92H112V93H110ZM125 92V93H124ZM128 92V93H127ZM193 92V93H192ZM9 93V94H8ZM13 95H12V94ZM29 93H31V95L29 94ZM68 93V94H67ZM81 93V94H80ZM117 93H119V94H117ZM133 93V94H132ZM135 93H139L138 95L139 96H137V94H135ZM194 93H196V94H194ZM16 94V95H15ZM20 94V95H19ZM27 96H26V95ZM33 94V95H32ZM63 94V95H62ZM69 95L70 94V96H68V97H66L67 95ZM85 94H87V96L85 95ZM112 94V95H111ZM127 96H126V95ZM134 94H135V96H134ZM3 95L1 96L0 95V98H1V100L3 101V103L4 102H7V100L9 99H6L5 97L3 98ZM6 95H4V96H6ZM9 95V96H8ZM11 95H12V97H11ZM17 95H19V96H17ZM24 95V99L22 98V96ZM71 95H73V96H71ZM75 95H76V97H75ZM83 95V96H82ZM107 95H105L106 96V98H107ZM116 95H119V97H120V95H122L120 98L118 97V96H116ZM123 95H125L124 97H123ZM15 96V97H14ZM28 96H29V98H28ZM34 96V97H33ZM46 98H44V97ZM82 96V97H81ZM112 96H116L115 98L114 97H112ZM25 97H26V99H25ZM31 97H33L32 99V101L30 100L31 99ZM36 97V98H35ZM75 99H74V98ZM79 97H81L80 99H79ZM89 98V100H88V98ZM17 98V99H18ZM28 98V99H27ZM44 98V99H43ZM49 98V99H48ZM84 98V99H83ZM86 98V99H85ZM118 98V99H117ZM132 98V99H131ZM25 100V101H23V102H19V101H22V100ZM110 99H112V100H110ZM6 100V101H5ZM67 100V101H68ZM75 100V101H74ZM131 100V101H130ZM36 101V102H37ZM33 102V103H32ZM35 102V103H36ZM133 102V101H132ZM0 103H1V101H0ZM89 104V105H88ZM75 105L77 106L78 105V108L80 109H77V107H75ZM88 106V109H87V107H84V106ZM15 107V108H14ZM24 107V106H23ZM73 107H75V108H73ZM129 107H128V109H129ZM16 108H19V109H22V111L20 110L19 111V109L17 110ZM70 108L72 109V110H70ZM4 109H5V111H6V113H4ZM15 109V110H14ZM31 109V108H30ZM29 109V110H30ZM67 109H69L68 111H67ZM12 110H14V111H12ZM0 111H2V109H0ZM17 111H19V112H22L21 114H19V113H17ZM67 113H66V112ZM74 111V112H73ZM77 111H79V112H77ZM26 112H29L28 114L26 113ZM31 112V113H30ZM33 113V114H32ZM64 113V114H63ZM84 113H86V114H88V115H86V114H84ZM0 114H2V112L0 113ZM31 114V115H30ZM57 114V115H56ZM6 115H11V117H10V119H9V117H7ZM29 115V116H28ZM41 115V116H40ZM62 115H64V116H62ZM16 116H14L13 118H16ZM34 116H36L37 118H36V120H35V118H34ZM41 117L42 118V120H37L38 119V117ZM88 116V117H87ZM90 116V117H89ZM0 117H3L4 118V115H2V116H0ZM39 117V118H40ZM44 117V118H43ZM85 117V118H84ZM34 118V119H33ZM40 118V119H41ZM89 120H88V119ZM43 119H46V120H43ZM210 118H207V120H209ZM212 119V118H211ZM213 120V119H212ZM40 121V122H39ZM57 121H58V123L60 122V124H58L57 123ZM90 121V122H89ZM33 122V121H32ZM36 122H39V123H36ZM42 122V123H41ZM63 122H65V124L63 123ZM3 123H5V124H3ZM90 123V124H89ZM39 124H43L42 126L41 125H39ZM64 124V125H63ZM86 124H87V126H86ZM59 125L60 126H63V127H60L61 129H63L64 127V131L63 132H60V131H62V130H60L59 129ZM66 125H67V127L70 129H68L67 127H66ZM8 125H6V127H7ZM9 126H11V125H9ZM8 126V127H9ZM35 126L39 129L38 131H39V133H38V131L35 129ZM45 127L44 129V131L42 132L41 131V129L43 130V128L42 127ZM57 126V127H56ZM216 126V125H215ZM6 128V129H4L5 131L8 129V134L7 133H5V132H2L4 135H1L0 136V143H1V141H3V144L5 145L6 144V146H4L5 147V153H8V157H7V155H5L4 156V154L3 153H1V155H0V160H4V161H0V163L1 164H7V166H6V168L7 169H5V165H1L0 167V170L1 171H3L4 169V176L1 174V173H3V172H1L0 171V176H1V179H0V206L2 205V199H3V197L5 196L6 197V195L7 194H9V193H11V189L13 188V186L15 185V182H16V180L14 179L15 177H16V175L14 176V174H13V172H15V167L17 166V164L16 163H14V162H17L18 163V160H15L14 159V154H12V151H11V156H13V157H11V156H9L10 155V150H9V148L11 149L12 147H13V139H10V133H12L13 131H12V126L10 127V128ZM215 128H217V126L215 127ZM10 129V130H9ZM31 129V130H30ZM32 129H33V131H32ZM16 130V129H15ZM14 130V131H15ZM12 131V132H11ZM17 131V130H16ZM32 131V132H31ZM37 132V134H36V132ZM66 131V132H65ZM35 134H34V133ZM40 132H42V136L40 135L41 133ZM59 132V133H58ZM33 133V134H32ZM64 134V135H61V134ZM1 134V133H0ZM47 134H49V132H47ZM8 137H7V136ZM11 135H13V133L11 134ZM55 135V136H54ZM58 135H60L61 137V139L58 137ZM66 135H68V136H66ZM243 136H245L244 134H239L238 135V142L237 143H235L234 144V146L233 147H228V146H222V145H214V147H212L211 149H206L205 150V155L207 156H205L204 158H205V160H208V159H210V158H212L214 161H215V158L217 159V161L216 162H220L221 161V164L220 165H222L223 167H224V169H223V175H222V178H223V183H224V185L226 186V188L225 189H227L228 188V190H224L226 193H224L225 195V197H226V199H225V197H224V205H223V209H222V214H224L225 212H229V211H231L232 209H234V208H236V209H238V212L234 215V217L232 218V220H230V222H229V227H228V230L230 231V232H232V231H234L235 230V226H236V224L238 223V221L239 220H241V222H243V221H245V219H248V218H250L253 214H254V212L256 213V212H259V211H263L264 212V192H263V190H264V185L263 186H261L262 184H263V182H264V179H262L261 177L263 176L264 177V175H261L260 176V171H261V167L260 166H252V165H250L249 163H248V165L246 164L247 162H246V160H245V158H244V155H243V151H244V149H241L239 146H241V139H240V137H243ZM12 137V136H11ZM45 137V138H44ZM49 137V138H48ZM52 137V139H50ZM57 137V138H56ZM65 137V138H64ZM46 138H48V139H46ZM68 140H67V139ZM167 138H171V136H169V137H167ZM216 138V137H215ZM8 139H10V140H8ZM35 139V138H34ZM33 139V140H34ZM39 139V140H38ZM63 139V140H62ZM203 139H206V138H203ZM203 139H196L195 140V142L196 143H207L208 141L206 140V142H205V140H203ZM51 140H52V142H51ZM55 140V141H54ZM49 141V142H48ZM54 141V142H53ZM202 141H204V142H202ZM214 141L215 140H212L211 142H208V145L211 143H214ZM69 142H70V144H69ZM50 143L52 144L51 146H50ZM65 143H63V146H64V144ZM48 144V145H47ZM65 144V148L63 149L64 151L66 150L67 151V148L69 147V146H67ZM9 145H11V147L9 146ZM41 146V147H40ZM47 146V147H46ZM9 147V148H8ZM35 147V148H36ZM67 147V148H66ZM7 148H8V150H9V152H6L7 151ZM239 148V149H238ZM238 150V151H237ZM241 150H243V151H241ZM209 151V152H208ZM239 152L238 154H237V152ZM42 152V153H41ZM208 152V153H207ZM236 152V153H235ZM242 153V154H241ZM39 154V155H40ZM209 154V155H208ZM235 154V155H234ZM43 154L42 155H40V156H44ZM229 155V156H228ZM232 155V156H231ZM233 155H234V157L236 158V160H234L235 158L233 157ZM3 156V157H2ZM226 157V158H225ZM229 157H231V158H229ZM240 157V158H239ZM7 159L8 160V162H5V159ZM9 158V159H8ZM233 158V159H232ZM238 158H239V160H238ZM242 158V159H241ZM243 158H244V160H243ZM12 159V160H11ZM13 159L15 160L14 162H12L13 161ZM226 159V160H225ZM6 160V161H7ZM10 160V161H9ZM41 160L42 159H39V160H36V164H34V166H36V168L35 169H37V168H40L41 166L39 165V164H41V163H39V162H41ZM204 160V159H203ZM211 160V159H210ZM213 160H211V161H213ZM225 160V161H224ZM231 160V161H230ZM34 161H35V159H34ZM39 161V162H38ZM43 161V160H42ZM209 161V160H208ZM226 161H227V163H226ZM4 162V163H3ZM9 162H10V164H9ZM38 162V163H37ZM224 162H225V164H224ZM11 163L14 165V168H12V167H9V166H12L11 165ZM44 161L42 162V166L44 167ZM235 165H234V164ZM15 164H16V166H15ZM38 165H39V167H38ZM239 165V166H238ZM242 165V166H241ZM33 166V167H34ZM226 166V167H225ZM232 166V167H231ZM245 166V167H244ZM2 167H3V169H2ZM25 167V166H24ZM24 167H22L21 168V170L24 168ZM43 167H41V168H43ZM234 167V168H233ZM241 167V168H240ZM243 167V168H242ZM253 167H254V169H253ZM10 168V169H9ZM28 166H26V169L24 168L22 171H25V170H28V171H30L29 169L31 168H29ZM257 168H259L260 170H258ZM12 169V171H13V169H14V171L13 172H11L10 170ZM31 169H33V168H31ZM227 169H229V170H227ZM230 169H232L231 171H230ZM234 169V170H233ZM244 169V170H243ZM7 170H9V171H7ZM250 170V171H249ZM253 170V171H252ZM5 171H7V172H5ZM28 171H25V172H28ZM245 171V172H244ZM247 171V172H246ZM17 172V171H16ZM237 174H236V173ZM254 172V173H253ZM256 172V173H255ZM5 173L7 174H9L8 176H10V178H8V176L7 175H5ZM247 173H248V176L249 177H247ZM251 173V174H250ZM11 174H13L12 176V178H11ZM226 176H225V175ZM245 174V175H244ZM256 174V175H255ZM262 174V173H261ZM229 175V176H228ZM233 175V176H232ZM238 175V176H237ZM242 175L244 176V177H246V178H248V179H246V178H244V177H242ZM259 175V176H258ZM3 176V177H2ZM6 176V177H5ZM236 176V177H235ZM257 176V177H256ZM225 177H227V178H225ZM229 177V178H228ZM238 177H241V178H243L242 180H241V178H238ZM250 177H251V179H250ZM254 177V178H253ZM3 178V179H2ZM256 178V179H255ZM258 178V179H257ZM260 178V179H259ZM11 179V180H10ZM18 179V178H17ZM233 179H234V182H229V181H233ZM241 180V181H245V179H246V181L245 182H239V181H236V180ZM252 180V181H251ZM262 180V181H261ZM250 181V182H249ZM258 182V184H260L259 182H262L260 185H257L256 184V182ZM235 182H236V184H235ZM248 182V183H247ZM255 182V183H254ZM228 183H230V184H232V186H233V188H232V186L230 187L229 185L230 184H228ZM237 183H239V184H237ZM245 183H247V184H245ZM251 183V185H248V184H250ZM254 183V184H253ZM37 184V186L35 185V184H33V190H31L32 192L31 193H33L36 189H38V191L37 192H40V191H42V190H44V187H43V184H42V186H41V182H38V183H36ZM227 184H228V186L229 187H227ZM243 184V185H242ZM245 184V185H244ZM256 184V185H255ZM4 185V186H3ZM238 185H240V189H239V186L237 187ZM246 185H248L249 187L251 186V187H254V185H255V189L254 188H251V189H247V190H245L248 186H246ZM3 186V187H2ZM246 186V187H245ZM259 186H261V188L263 187V190L261 191V188H259ZM243 187H244V189H243ZM248 187V188H249ZM257 187L260 189L259 191H258V189H257ZM42 188V189H41ZM231 188V189H230ZM10 189V190H9ZM239 191H238V190ZM230 190H232V191H230ZM237 190V191H236ZM241 190V191H240ZM246 191V192H243V194H242V191ZM249 190H250V192H252V194L249 192ZM251 190H253L254 191V193H255V190H256V192H258V193H260L259 195H258V193L256 194H254L253 193V191H251ZM5 191V192H4ZM233 191H235V192H233ZM9 192V193H8ZM29 192L30 191H26V192H24V193H22V191H20L19 192V196H17L16 198H14L13 200H12V202L11 203H9L8 205L10 206V207H12V210L19 216V218L16 220V222L14 223V226H15V228L16 227H18L19 225H20V223H22V222H27L28 220H30L33 216H35V215H37L38 213H40V207L42 206V204H41V200H39V199H36V200H34V199H32L31 197H30V194H29ZM236 192H240V194H238L237 195V193ZM263 192V193H262ZM22 193V194H21ZM230 194V195H229ZM234 196H233V195ZM246 194H248L247 196H246ZM28 195V196H27ZM251 195V196H250ZM252 195H255V196H252ZM257 195V196H256ZM1 196H2V198H1ZM26 196V197H25ZM242 196H246V197H242ZM18 197H20V198H18ZM228 197V198H227ZM230 197V198H229ZM234 197V198H233ZM236 197V198H235ZM239 197H241V198H239ZM248 197H249V199H250V197H252V199H248ZM30 198V199H29ZM233 198V199H232ZM245 198H247L246 200V202H245ZM22 199V200H21ZM29 199V200H28ZM227 199H229L228 201H227ZM226 200V201H225ZM235 200V201H234ZM244 200V201H243ZM28 201V202H27ZM237 201V202H236ZM243 201V202H242ZM259 201V203L260 204H258V205H256V203ZM19 202H20V206L21 205H23V203L24 202H27L28 203V205L26 206V208H28V209H26L25 207H23L22 208V206H21V208L20 207H18L19 206ZM228 202V203H227ZM230 202H233L232 204L230 203ZM14 203V204H13ZM227 203V204H226ZM240 205H239V204ZM243 203H245V204H243ZM7 205V206H8ZM237 207H236V206ZM240 207H239V206ZM242 205V206H241ZM9 208V207H8ZM18 208V209H17ZM20 208V209H19ZM260 208V209H259ZM26 209V210H25ZM226 209V210H225ZM16 210H20V212L19 211H16ZM224 210H225V212H224ZM23 211V212H22ZM246 211V212H245ZM10 212V208L8 209V211H7V213H9ZM19 212V213H18ZM224 212V213H223ZM227 213H225V215L227 214ZM19 214H21V215H19ZM23 214V215H22ZM247 216V217H246ZM27 221H26V220ZM244 219V220H243ZM234 226V229L232 230L231 228ZM229 231H227V232H229ZM229 232V233H230ZM264 232V231H263ZM20 238H21V235L19 236H16V237H13V238H10L9 237V235L7 236L6 235V237L3 239L2 238V236H1V231H0V264H34L33 262H30L29 260H25V258H26V256L24 257V259L22 260V261H18V263H16L15 262V259H13L14 257H15V255H16V252L19 250V245H20ZM16 247V248H15ZM252 247L250 246V252H253V251H251L252 249H251ZM13 255V256H12ZM8 256L9 257H11V259H13L12 261L8 258ZM21 260V259H20ZM26 262V263H25ZM36 264H42L41 262H39V263H36Z\"/></svg>",
  "mask_w": 264,
  "mask_h": 264
}]
</instances>
